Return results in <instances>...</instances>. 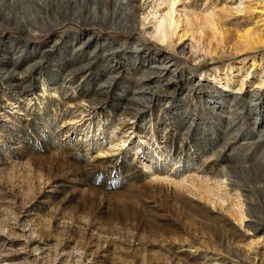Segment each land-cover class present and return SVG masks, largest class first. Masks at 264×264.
<instances>
[{
    "label": "rangeland",
    "instance_id": "rangeland-1",
    "mask_svg": "<svg viewBox=\"0 0 264 264\" xmlns=\"http://www.w3.org/2000/svg\"><path fill=\"white\" fill-rule=\"evenodd\" d=\"M0 264H264V0H0Z\"/></svg>",
    "mask_w": 264,
    "mask_h": 264
},
{
    "label": "bare ground",
    "instance_id": "bare-ground-1",
    "mask_svg": "<svg viewBox=\"0 0 264 264\" xmlns=\"http://www.w3.org/2000/svg\"><path fill=\"white\" fill-rule=\"evenodd\" d=\"M44 5V4H43ZM73 6V8H72ZM47 7V6H46ZM65 19L68 20H72V21H75L77 23L80 22V16L82 15V3L79 4L77 2H74L73 4H71L70 1H67L66 3V6H65ZM139 7V6H138ZM116 10L114 9V12H113V15H112V18H111V23L112 25H114V27L117 26V24L115 23V13ZM148 15H151L150 13H148L147 15H145L142 19V25H144V22L147 21L148 19ZM170 29H171V21H168L165 17H161L159 19H157V21L155 22V25H154V31H153V35L155 38L160 44H164L166 43V41L168 40V38L171 36L170 35ZM175 64L173 62H171V59L170 58H165V60L163 61V63H161L160 67H156L154 68L156 74H158V79L156 81H158V83H160L161 81V76L164 74V73H168V71H170V69H172V67H174ZM174 71V70H172ZM173 83L171 82V79H168V81L163 84L162 86H166L165 87H159V90H156V91H152L150 89H147V90H144V91H140V93L142 94V96L144 95H147V98L146 99H142L140 100V104L139 105H142L144 106L147 102V100H152L154 99V97L161 93V92H164L165 89H168V87H170ZM161 88L163 90H161ZM254 98V101L256 100L257 101V95L254 94L252 96Z\"/></svg>",
    "mask_w": 264,
    "mask_h": 264
}]
</instances>
